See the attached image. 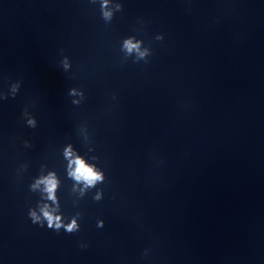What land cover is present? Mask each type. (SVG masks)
<instances>
[{
	"label": "clouds",
	"instance_id": "1",
	"mask_svg": "<svg viewBox=\"0 0 264 264\" xmlns=\"http://www.w3.org/2000/svg\"><path fill=\"white\" fill-rule=\"evenodd\" d=\"M109 0H101V12L103 19L105 21H110L113 16V11L109 9ZM116 11L121 10V5L117 4L115 6ZM157 39H163L162 36H158ZM122 50L125 51L128 55L135 53L138 59H143L148 55V49H141V41H134L133 38L125 39L122 45ZM63 67L67 70L70 65L67 62V59L63 62ZM19 85H12L11 91L12 94L18 90ZM71 96L80 95L83 96V93H78L76 89H71L69 92ZM79 100H74V104H78ZM27 124L31 128L36 127L35 118H29ZM26 146H27V142ZM64 157L68 160V177L75 181L73 190H76L77 185H82L79 188L80 195L83 196L88 190L94 189L98 184H103L105 182V174L99 169L95 164L87 162L82 156L76 154L71 145H68L64 149ZM59 179L57 178L54 172H49L47 176H40L35 179V182L30 185L32 191L40 189L42 192V199L49 201L50 203L40 204L39 212L33 209H29L28 216L33 224H37L40 227L47 224L49 229L56 231L57 233L63 229L66 233H75L80 230L79 220L81 218V213L77 212L70 220V222H65L64 216L60 213L59 200L56 195L57 189L59 186ZM104 192L102 189L96 191L92 199L96 202H99L103 199ZM98 228L104 227V221L98 220ZM81 248L87 247L86 244H81ZM147 255V253H145Z\"/></svg>",
	"mask_w": 264,
	"mask_h": 264
}]
</instances>
